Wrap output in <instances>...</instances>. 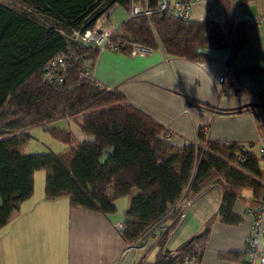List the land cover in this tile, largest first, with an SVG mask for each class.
I'll return each mask as SVG.
<instances>
[{
  "label": "trees",
  "instance_id": "obj_1",
  "mask_svg": "<svg viewBox=\"0 0 264 264\" xmlns=\"http://www.w3.org/2000/svg\"><path fill=\"white\" fill-rule=\"evenodd\" d=\"M221 2L223 22L176 18L158 10V0H0V228L31 196L38 169L45 171L44 197H67L71 209L107 215L115 211L117 198L128 195L120 236L128 247L153 238L157 252L148 264H180L187 256L199 264L214 222H241L232 208L244 187L253 189L257 202L264 187L263 156L250 151L238 158L237 141L210 139L205 126L198 127L195 140L176 146L159 121L127 102L117 88L79 77L82 66L91 70L100 51L82 35L116 3L128 12L111 25V39L124 47L122 52L129 54L135 43L193 61L210 60L200 51L205 47H228L235 56L246 42L249 22L233 20L230 2ZM132 5L151 13L131 15ZM224 36L232 38L231 45L221 43ZM57 55L65 64L53 65L57 75L49 77L44 67ZM59 118H72L88 138L77 140L70 127L51 124ZM38 125L64 149H23L30 138L27 129ZM218 178L223 194L217 212L200 231L168 249V231L157 228L166 221L163 216L172 218L171 207L187 187L193 200ZM244 255L225 251L217 257L244 264Z\"/></svg>",
  "mask_w": 264,
  "mask_h": 264
},
{
  "label": "crops",
  "instance_id": "obj_2",
  "mask_svg": "<svg viewBox=\"0 0 264 264\" xmlns=\"http://www.w3.org/2000/svg\"><path fill=\"white\" fill-rule=\"evenodd\" d=\"M238 2L240 15L232 18L231 14V18H242L246 12L251 20H248L246 42L235 56L228 47L201 48L210 57L203 62L167 56L161 49H147L145 54L136 56L102 49L91 67L93 77L110 88H117L127 102L159 121L176 146L195 140L200 126L209 128L210 139L255 143L264 127V0ZM223 9L221 0L197 1L192 4L191 19L214 17L223 22ZM127 13L118 3L113 4L95 24L104 21L103 27L116 26L118 20L127 18ZM222 75L224 80L220 83L218 77ZM223 87L228 90L227 95H222ZM76 118L80 119L81 115ZM51 124L70 127L73 133L79 130L72 118H59ZM27 131L30 138L25 150L28 152L34 151L28 150L30 140L38 137L47 144L30 149L59 152L65 147L42 126H32ZM77 135L81 140L88 138L81 133ZM260 167L264 169L263 160ZM33 187L36 192L23 200L0 228V264H148L156 255L153 238H148L144 246L133 249L126 246L114 225L121 221L122 214L71 209L68 199H46L35 181ZM253 193L251 187H244L234 202L232 210L241 217L238 225L214 222L199 264H242L219 259L217 254L245 252L252 221L248 209L256 205ZM222 194L218 178L193 199L185 218L169 232L166 247L174 250L200 231L207 218L217 212ZM193 220L195 224L191 226ZM192 231L195 232L189 235Z\"/></svg>",
  "mask_w": 264,
  "mask_h": 264
},
{
  "label": "built area",
  "instance_id": "obj_3",
  "mask_svg": "<svg viewBox=\"0 0 264 264\" xmlns=\"http://www.w3.org/2000/svg\"><path fill=\"white\" fill-rule=\"evenodd\" d=\"M197 1L210 2V0H158L157 9L166 10L168 13H170L176 18H180L182 20H189L191 19L192 4ZM227 1H229L232 6L234 3H237L236 6L233 7L231 6L232 7L231 12L233 18L237 16L239 17L240 15L239 9L241 8L239 7L238 4L239 0H227ZM107 10H105L102 14H104ZM150 13H151V9H148V7L140 8L138 5H132L131 15L144 14L148 16ZM242 18L249 21L251 20V18L246 12H244ZM103 23L104 21H100V23L97 25L94 23L92 27L85 30L84 34L82 35V39L85 40L86 42L96 45L100 50L110 49V50L125 51L124 47L123 49H119L118 43L111 39L113 28L110 25L103 27ZM224 38H225V42L222 41L221 43L223 44L225 43L224 45L232 44L233 42L232 38H227L226 36H224ZM147 51L148 50L145 47L134 43L132 44V49L129 52V55L131 56L143 55ZM60 55H57L58 57H54L55 59L51 62V64H48L44 67V71L49 77H53L57 75V73L54 71V67H52L53 65L57 64L56 66H61V67L64 66L65 61ZM229 57L232 58V55H230ZM79 77L95 79L93 77L92 71L83 66L79 70ZM223 80H224L223 75L218 77V81L220 83H222ZM96 82L100 83L98 81ZM100 84L102 85L103 83ZM106 87L110 88L109 86ZM224 93L228 94V90L223 87L222 94ZM237 149H238V154H237L238 158H241V155L243 153L250 151L252 152L256 151V153L264 157V127H263V133L258 136V138L255 141V144L244 145L242 143H239L237 145ZM192 201L193 200L191 198V191L189 187H187L183 191L181 197L171 207L172 212L174 213L172 218L167 219L168 215L165 214L163 218L166 219V221L158 225L157 227L158 230L162 232L168 231L169 233L171 231L169 227L172 223L179 222L180 220L185 218L192 204ZM248 213L250 214L252 221H251L250 232L246 238L244 264H261L262 262H264V187L260 192L256 205L248 209ZM116 226L118 230H122L123 228L120 221L116 224ZM130 248L133 249L134 247H130ZM182 264H198V262L196 261L195 257L187 256Z\"/></svg>",
  "mask_w": 264,
  "mask_h": 264
},
{
  "label": "rangeland",
  "instance_id": "obj_4",
  "mask_svg": "<svg viewBox=\"0 0 264 264\" xmlns=\"http://www.w3.org/2000/svg\"><path fill=\"white\" fill-rule=\"evenodd\" d=\"M221 93H222V91H221ZM225 95H227L226 93H224ZM224 94H222V95H224ZM80 116V115H79ZM39 126H42V125H39ZM44 129L46 128V126H42ZM46 130V129H45ZM205 130H206V134L208 135V130H209V128L208 127H206L205 126ZM20 132H23V130H19V131H16L15 133H20ZM77 133H81L82 135H83V137L84 138H86L87 136L83 133V132H80L79 130H74V134H75V136H76V138L77 139H79V137H78V135H77ZM208 137V136H207ZM79 140H81V139H79ZM31 142H30V144H29V147H28V150H34V151H40V152H42V151H46L47 150V148H44V149H30V147H32V146H34L35 148H43L47 143L46 142H44L42 139H40L39 137L38 138H32L31 140H30ZM23 149L24 148H26V143H24L23 144V147H22ZM34 151H31V152H34ZM28 152V151H27ZM45 171L43 170V169H38V170H36L35 172H34V181H35V186H36V188H37V184H39V189H41L43 192H44V184H45V173H44ZM32 192H36V190L34 189V187H33V191ZM132 192L134 193V194H137L138 192H139V190H137V189H133L132 190ZM59 199H66L67 200V198L66 197H63V198H60L59 197ZM129 202H130V197L128 196V195H124V196H122V197H120V198H118V199H116L115 201H114V205H115V211L114 212H112L113 214H122V211L123 210H125V209H127L128 208V206H129ZM111 213V214H112ZM194 218V216L193 217H190L189 219H193ZM195 224V221L193 220V221H191L190 222V225L192 226V225H194ZM114 225H115V227H116V229H117V226H116V222L114 223ZM251 227V226H250ZM197 229V228H196ZM196 231V230H195ZM195 231H192L189 235H191L192 233H194ZM188 235V236H189Z\"/></svg>",
  "mask_w": 264,
  "mask_h": 264
},
{
  "label": "bare ground",
  "instance_id": "obj_5",
  "mask_svg": "<svg viewBox=\"0 0 264 264\" xmlns=\"http://www.w3.org/2000/svg\"><path fill=\"white\" fill-rule=\"evenodd\" d=\"M244 144V143H242ZM249 144H255V143H247V144H244V145H249ZM260 155V154H259ZM262 156V155H261ZM263 161H264V157H263ZM264 163V162H263Z\"/></svg>",
  "mask_w": 264,
  "mask_h": 264
}]
</instances>
